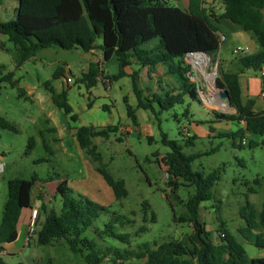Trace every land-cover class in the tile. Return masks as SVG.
I'll return each instance as SVG.
<instances>
[{
    "label": "rangeland",
    "instance_id": "rangeland-1",
    "mask_svg": "<svg viewBox=\"0 0 264 264\" xmlns=\"http://www.w3.org/2000/svg\"><path fill=\"white\" fill-rule=\"evenodd\" d=\"M174 1L168 0L171 5H174ZM179 2L184 5L186 0ZM17 5L14 0H4L0 5L2 21L15 18ZM220 29L225 41L221 43L217 60L207 56L209 61L202 67L194 63L192 56L185 58L192 68V80L196 85L199 84L202 103L187 97L184 104H177L169 110L162 109L158 104H154L153 109L137 108L138 100L131 77L111 79L107 89L104 80L110 81V72L112 73L116 64L114 60L105 62L102 58L98 60L101 63L98 70L100 84L92 89L96 97H91L93 104L89 108V93L81 78L83 72L89 71V62L94 60L91 52L46 48L39 50L35 57L19 67L16 46L1 36L0 116L14 124L17 131L0 128V223L9 180L30 179L33 175L45 179L49 175L60 174L69 180V184L72 182V186H69L74 189L75 195H83L108 207V212L95 220L92 227L83 234L96 240L101 247L129 248L127 244L113 239H106L105 243L98 236L97 231L102 230L113 218L118 220L116 232L129 233L130 246L135 250L145 243L154 247L155 243L160 245L185 238L192 233V226L178 219L184 216L186 208L172 197L167 167L164 163L156 162V159L160 161L171 151L162 141L165 135L168 140L181 146L185 155H199L191 164L193 171L204 176L212 172L218 174L219 179L211 188L212 200L202 202L200 209V220L209 238L213 242H219V231L226 229L244 246L250 259L264 258V248H258L243 238L242 233H248L247 220L250 215H241V211L248 204L260 211L264 203V135L246 134L244 146L239 147L240 137L235 139L234 144L232 137H219L218 134L236 132L243 125L237 121H219L212 112L237 113L235 108H229L227 104L221 107L216 80L221 77L222 72L239 71L241 65L239 59L233 56V50L239 47L249 48V41L246 32L238 28L229 31L222 26ZM97 43L100 45L102 39L99 38ZM245 54H252L251 49ZM59 68L63 69L64 75L56 79L54 74ZM133 68L140 67L135 64ZM140 69L138 82L144 96L151 98L160 89L164 95L170 85L176 87L174 78L171 75L165 76L164 67L159 66L157 72L151 74V79L147 68ZM128 71L131 72L132 68H128ZM9 72L15 73L14 80L19 82L17 87L12 88L8 81L1 80L2 75ZM245 73L241 78L242 87L244 79H250L253 86L251 98L258 102L259 86L264 88L260 71L250 69ZM214 74L216 79H208ZM68 78L72 79L70 84L67 83ZM46 81H50L56 92L67 91L68 102L73 113L77 115L76 121L53 104L50 90L43 86ZM20 89L26 92L25 96H20ZM125 98L136 109L138 128L127 116ZM247 98L243 91V101ZM104 104L109 109H104ZM187 109L189 114L185 115ZM55 112L58 114L54 115ZM108 125H118L119 132L111 134L108 139L93 138L92 142L97 146L102 162L106 164L113 178L122 179L126 184L128 196L120 201L114 198L113 192L109 196L96 183L89 187L88 183L81 181L91 171L98 174V163L93 162L82 150L80 152L72 137V131L79 127L103 128ZM30 139H34L33 147L30 146ZM190 139L193 141L188 142ZM250 141H253L252 145H249ZM193 191V188L181 186L177 196L186 201ZM48 192L46 191L49 208L60 212V197H56L53 191ZM144 202H148L151 205L150 210L155 212V223L149 221L150 210L147 221H144ZM41 216L43 220L44 214ZM141 226H145L147 230L137 235L136 232ZM253 232L257 234L260 231L254 229ZM28 242L24 245V239H19L16 242L17 251L3 256V262L47 264L52 261L54 264H85L81 255L72 252L63 241L53 245H40L36 234H33ZM106 263L110 262L106 260ZM133 263L140 264V261L135 260Z\"/></svg>",
    "mask_w": 264,
    "mask_h": 264
},
{
    "label": "trees",
    "instance_id": "trees-1",
    "mask_svg": "<svg viewBox=\"0 0 264 264\" xmlns=\"http://www.w3.org/2000/svg\"><path fill=\"white\" fill-rule=\"evenodd\" d=\"M17 2L16 16L11 21H2L0 17V35L6 37L18 50L17 65L35 57L42 49L58 47L63 50L81 49L90 52L100 49L105 62L114 60L116 73L110 72L109 79L118 80L125 76L132 78L133 90L138 100L137 108L153 109L158 104L162 109L169 110L177 104H184L188 97L200 104V87L191 79V65L185 61L190 53H205L213 60L219 58L221 49L220 29L214 24L225 19L238 29L253 34L259 49L252 54L237 56L241 65L238 72H222L216 80L219 90H227L231 106L236 114L212 111L219 121H237L242 128L236 132H220L219 137H240L239 147L244 146L246 134L264 135V110L255 109V100L248 98L243 101L241 76L248 70L262 71L264 66V0H220L224 11L217 16L211 8L205 7V0H189L187 8L169 4L168 0H14ZM4 0H0V5ZM101 38L99 45L97 40ZM2 46V45H1ZM3 47V46H2ZM220 60V59H219ZM147 68L148 76L157 72L159 66L165 68L166 75H171L176 87L169 86L164 95L154 92L151 98L144 96L139 86L141 69ZM97 65V64H96ZM92 65L88 72L83 73L81 82L87 90L98 84L99 65ZM132 68V71H128ZM152 74V75H151ZM64 75L59 68L54 78ZM15 73L2 75V81H8L12 88L19 82L14 80ZM50 90L53 104L71 119L76 121L77 115L68 102L67 91L56 92L50 81L43 83ZM161 87V86H160ZM26 92L20 89V96ZM127 116L138 127L136 109L125 98ZM91 102L88 104L90 108ZM106 108V107H105ZM189 114V109L185 115ZM0 128L17 131L14 124L0 116ZM118 125L103 128L82 126L75 129V139L79 148L98 163L96 171L112 188L116 200L128 196L126 184L122 179H115L108 171L97 146L92 139L101 137L108 139L111 134L119 132ZM194 138V137H192ZM121 140V137L119 138ZM151 139H149L150 141ZM164 145L171 151L160 161L167 167L172 197L186 208L184 216L178 220L190 223L192 233L180 240H171L160 245L145 243L137 250L130 246V234L116 232L117 218L109 221L102 230L97 231L100 239H113L127 244L123 247H101L94 239L83 234L92 227L95 220L108 212V207L99 205L83 195H75L67 178L60 174L49 175L40 179L33 175L30 179L14 178L7 183V199L0 223V251L3 245L11 244L18 238V223L22 211L31 208L33 191L38 183L46 184L57 181L55 196L61 199V210L49 208L41 203L35 221V234L40 245H53L59 241L67 244L70 250L81 255L85 264H121L133 260H141L143 264H264V258L250 259L244 246L228 230L219 231V242H213L200 220L201 203L211 201V188L219 179L216 172L207 176L192 170V162L199 157L197 154L187 156L182 147L165 135ZM190 139L188 142H192ZM34 146V139H30ZM253 141L249 142L252 145ZM156 156V155H155ZM193 188V194L184 201L177 196L181 187ZM42 200V192L38 193ZM144 221L151 209L148 202L143 203ZM44 221L40 223V216ZM241 215H250L247 220L248 233H242L246 241L258 248H264V203L257 211L251 204L244 207ZM149 221L155 223L157 216L150 210ZM246 217V216H245ZM174 219L177 218L174 216ZM123 223V222H122ZM130 223V222H128ZM123 225V224H122ZM260 232L255 234L253 230ZM147 230L141 226L136 234ZM106 260L110 263H106ZM0 264H5L0 257ZM47 264H54L49 261Z\"/></svg>",
    "mask_w": 264,
    "mask_h": 264
},
{
    "label": "crops",
    "instance_id": "crops-1",
    "mask_svg": "<svg viewBox=\"0 0 264 264\" xmlns=\"http://www.w3.org/2000/svg\"><path fill=\"white\" fill-rule=\"evenodd\" d=\"M179 1L180 0H175L174 1V5H176V6L180 5V2ZM188 3H189V0H186V2L184 3V5H180L178 7L187 8L188 7ZM205 3H206L205 4V7H207L208 9L209 8L213 9L215 11V13H216L217 16H220L223 13V11H224L223 4H222V2L220 0H205ZM263 13H264V11H263ZM214 24L219 29H220V27L223 26V29H227L229 31L238 30L237 27H235L232 23H230L229 21H227L225 19H220L218 22H215ZM220 31H222V30L220 29ZM250 34L251 33H247L246 32L247 41H249V48L251 49V53H253V52L255 53L259 49V44L257 43L255 37L253 35L251 36ZM249 48H247V49H249ZM90 52H91V54L94 55V60H91V62H89V68L88 69L91 68V66H92L93 63H95V64H97V65L100 66L101 63H99L98 60H99V58H102L103 59L102 51L97 48V49L91 50ZM263 69H264V67H263ZM87 71H85L83 73H86ZM245 75H246V73L243 74L241 76V78L243 76H245ZM98 84H100V82H98ZM251 85L252 84L250 83V79H244V86L242 87V89H243V91L245 92V94H246V96L248 98H251L252 92H253V88H252L253 86H251ZM96 87L97 86H95L94 88H96ZM94 88H92V89H94ZM92 89L88 90V93H89L88 99H89V103L91 102V105L93 104V99H91V97L92 96L94 98L96 97L95 94L92 92ZM104 89H106V88L104 87ZM258 91H259V95H258L259 99H258V102H255V109L257 111L264 110V99L261 97V92L264 91V88L263 87L261 88L259 86V90ZM103 108L104 109H109V106L107 104H104L103 105ZM57 114H58V112H55L54 115H57ZM54 115H52V116H54ZM127 129L129 131L131 130L129 127H127ZM53 130L55 131V129H53ZM74 134H75V130L72 131V137L74 138V140H76ZM76 144L79 147L77 141H76ZM79 150H80V152H82L80 148H79ZM93 180H95V181H93ZM81 181L84 182V183H88V186L89 187L91 186L92 183L93 184L96 183V185L99 186V188H103L104 192L106 194H108L109 196L111 194L110 192H113L112 188L107 184V182L105 181V179L99 173L98 174H95V173H93L91 171V174H88L87 178H82ZM57 185H58V182L57 181H51V182L46 183V184H40V183L37 184V186L35 187V189L33 191V198H32L31 208L24 209L22 211L21 217L19 219V223H18V238H17V240L15 242L11 243V244H5V245H3L2 246L3 249H2V251H0V257H3L5 255H12L13 254V251H17L18 248L16 246V242L19 239H24V245H27V243H29V242H27V237H28V230H29L31 210L32 209H39V207H40V205H41L42 202L43 203H46L48 205V203H47L48 202V198H47L46 191H49V192L50 191H53L55 193L56 192ZM69 185L72 186V182ZM79 189H81V188L79 187ZM34 192H35V194H34ZM39 192H42V196H43V199L42 200H39L38 199V193ZM113 196L115 198L114 192H113ZM39 221L40 222H43L44 221V219L42 220V216H40ZM134 261L135 260H133L132 262L131 261L130 262H127V263L125 262L124 264H135V263H133ZM139 261H140V264H143V261H141V260H139Z\"/></svg>",
    "mask_w": 264,
    "mask_h": 264
},
{
    "label": "built area",
    "instance_id": "built-area-1",
    "mask_svg": "<svg viewBox=\"0 0 264 264\" xmlns=\"http://www.w3.org/2000/svg\"><path fill=\"white\" fill-rule=\"evenodd\" d=\"M220 38H221V41H225V36L224 35H221ZM1 41L2 40H1V35H0V43H1ZM247 52H248L247 48L239 47V48L234 49L233 56L237 57V56H240V55L245 54ZM194 54H196V53H190V54L187 55V57H190V56H192ZM260 74H261V79H262V81L264 83V69H262ZM190 75H191V79H192V76H193L192 73ZM71 82H72V79L68 78L67 79V83L70 84ZM104 83H105V85H107V89H108V87L110 85V81L109 80H104ZM261 97L264 99V91L261 92ZM37 217H38V209H32L31 210V216H30V223H29L27 242L30 240V237L33 234H35V228H36L35 227V221H36Z\"/></svg>",
    "mask_w": 264,
    "mask_h": 264
},
{
    "label": "water",
    "instance_id": "water-1",
    "mask_svg": "<svg viewBox=\"0 0 264 264\" xmlns=\"http://www.w3.org/2000/svg\"><path fill=\"white\" fill-rule=\"evenodd\" d=\"M197 53L206 55L205 53H201V52H197ZM113 73L115 74L116 70H113ZM214 78L216 79V74H214ZM218 95L221 98V103H222V104H220L221 106L224 107V105L227 104V107L233 108L231 106V100H230V96H229V93L227 90H219ZM217 105H219V104H217ZM228 113H230V112H228ZM231 114H233V113H231Z\"/></svg>",
    "mask_w": 264,
    "mask_h": 264
},
{
    "label": "bare ground",
    "instance_id": "bare-ground-1",
    "mask_svg": "<svg viewBox=\"0 0 264 264\" xmlns=\"http://www.w3.org/2000/svg\"><path fill=\"white\" fill-rule=\"evenodd\" d=\"M191 58H192V60H194L195 64L200 65L202 67L205 66L206 63H208V61H209L207 56H205L204 54H200V53H196V54L192 55ZM213 78H214V75H210L208 79H213Z\"/></svg>",
    "mask_w": 264,
    "mask_h": 264
}]
</instances>
